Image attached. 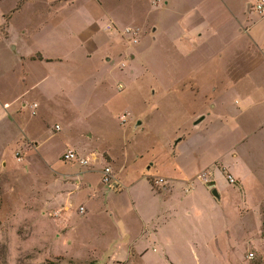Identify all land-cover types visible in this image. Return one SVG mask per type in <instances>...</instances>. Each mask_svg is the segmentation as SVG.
Segmentation results:
<instances>
[{"label": "rangeland", "instance_id": "rangeland-1", "mask_svg": "<svg viewBox=\"0 0 264 264\" xmlns=\"http://www.w3.org/2000/svg\"><path fill=\"white\" fill-rule=\"evenodd\" d=\"M254 3L258 49L242 31L183 49L164 26H127L91 52L85 0H0V264H264ZM67 149L87 163L62 161ZM160 178L170 191L152 196Z\"/></svg>", "mask_w": 264, "mask_h": 264}, {"label": "crops", "instance_id": "crops-1", "mask_svg": "<svg viewBox=\"0 0 264 264\" xmlns=\"http://www.w3.org/2000/svg\"><path fill=\"white\" fill-rule=\"evenodd\" d=\"M246 3L247 0H85L86 7L96 18L86 26L87 30L91 29V33L85 39L83 38L79 44L91 47V52L100 42L118 47L116 42L119 35L118 31L123 32L127 26H137L144 29L149 27L153 33L164 26L168 41L183 49L198 48L209 37L214 38V33L224 30L242 31L249 38L252 46L261 48L262 43L258 42L251 34L252 24L250 25L248 20L244 19ZM139 16L140 18H137ZM97 17H103L106 22L100 29L95 27ZM106 25H109V28H105ZM42 54V58L46 57ZM28 56L21 57V60L24 61ZM38 62H43V60ZM235 63H237L236 59ZM232 72L233 70L228 73L227 77L230 76L228 79L234 84L238 78L237 74ZM204 117V115H196L192 124H196L195 121L199 118L203 120ZM260 125H264V123ZM227 171L232 178L239 180L235 177L237 172L233 173L229 169ZM126 188L128 189V187ZM170 188L169 185L164 186L162 184L160 192H154L151 188L149 192L152 196L159 197L161 192L168 193ZM45 201L48 203L51 199H45ZM58 219L62 220V218H55V220ZM63 231L58 230L60 233ZM55 236L59 237L58 234ZM159 241L157 243H160V246L164 248L163 241L160 239ZM156 247L161 249L158 244ZM154 250L152 248V251ZM131 251V253L136 252L133 248Z\"/></svg>", "mask_w": 264, "mask_h": 264}, {"label": "built area", "instance_id": "built-area-1", "mask_svg": "<svg viewBox=\"0 0 264 264\" xmlns=\"http://www.w3.org/2000/svg\"><path fill=\"white\" fill-rule=\"evenodd\" d=\"M256 13H262L264 12V0H255L254 5L251 7ZM105 28H109V25H106ZM125 32H128V28L125 29ZM36 105L33 104L31 105V108H35ZM55 129L57 130L58 127L55 126ZM61 158L62 161L65 162H78L79 165H85L87 163L86 159L84 158H77V154L74 153V151L67 149L65 150V152H63L61 154ZM100 174H101V183H104L106 185H110L112 184V175H111V171L110 168L108 166H104L102 167V169L100 170ZM225 179L227 181V183L232 184L234 179L229 175L226 174L225 175ZM157 182H161L160 179L157 180ZM82 207H78V211L82 212ZM249 256L251 257L252 255L249 254Z\"/></svg>", "mask_w": 264, "mask_h": 264}, {"label": "water", "instance_id": "water-1", "mask_svg": "<svg viewBox=\"0 0 264 264\" xmlns=\"http://www.w3.org/2000/svg\"><path fill=\"white\" fill-rule=\"evenodd\" d=\"M201 119H202V118L197 119V120L195 121V123H198ZM137 125H139V122H136V123H135V126H137ZM213 195L215 196L216 193L213 192Z\"/></svg>", "mask_w": 264, "mask_h": 264}]
</instances>
